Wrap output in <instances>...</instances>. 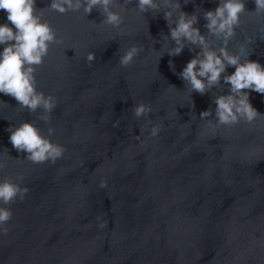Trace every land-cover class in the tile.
<instances>
[{
	"label": "water",
	"instance_id": "1",
	"mask_svg": "<svg viewBox=\"0 0 264 264\" xmlns=\"http://www.w3.org/2000/svg\"><path fill=\"white\" fill-rule=\"evenodd\" d=\"M49 2L38 0V7ZM218 2L181 0L185 11L199 13L204 32L203 11ZM255 7L247 0L248 10ZM45 15L63 37L37 66L38 87L58 98L50 122L39 119L42 109L29 112L0 93V178L23 174L29 187L25 199L8 205L13 217L9 232L0 233V264H264V115L215 128L200 118L224 89L189 93L178 73L196 46L167 53L175 42L163 12L140 13L129 0L120 29L100 24L97 9L45 8ZM245 18L229 46L257 34L249 58L264 63V14ZM133 43L142 51L123 66L119 56ZM88 51L96 53L92 62ZM250 99L264 113V94L253 90ZM141 100L152 104V122L163 123L156 137L148 118L134 114ZM24 119L45 133L54 127L63 157L24 159L6 131ZM100 213L105 228L98 227Z\"/></svg>",
	"mask_w": 264,
	"mask_h": 264
},
{
	"label": "clouds",
	"instance_id": "2",
	"mask_svg": "<svg viewBox=\"0 0 264 264\" xmlns=\"http://www.w3.org/2000/svg\"><path fill=\"white\" fill-rule=\"evenodd\" d=\"M128 2L50 0L45 7H38V0H0V10L6 12V20L0 22V93L11 95L22 109L29 112L35 113L42 109L39 119L50 122L58 98L38 87L37 66L43 64L50 46L62 43L63 37L58 35L56 27L46 18L45 8L60 13L83 10L86 14L97 9L103 16L100 24L120 29ZM183 2L187 3L188 0ZM246 3L247 0H219L215 8H206L203 17L207 32H204L199 26V13L185 11L181 0H136V9L140 13L163 12L170 38L175 42L174 46L167 48V53L176 56L182 53L186 45L196 46L190 49L195 54L178 73L190 86L189 93L197 91L204 94L217 86L224 89L214 97L215 108L210 106L199 114L202 120L214 128L241 122L250 125L264 115L250 99L253 90L264 94V63L249 58V49L256 41L257 34H246L238 45L229 46L237 35V29L246 22V14H264V0H255L254 10H248ZM261 31L264 32V26ZM163 38L167 43L169 34H163ZM260 38L264 39V35H260ZM141 51L142 45L131 44L120 54L119 63L131 65ZM86 58L89 62L94 61L95 51H88ZM169 64L174 67V61L169 60ZM230 67H234V71H229ZM0 102L6 103L2 98ZM132 109L135 116L148 118L150 136L160 134L163 123L152 122L149 114L153 106L150 102L141 100ZM118 125L119 120L113 122L114 127ZM6 131L10 133L8 139L17 152L26 153L23 158L35 163H55L66 151L65 145L52 139L55 133L52 126L45 133L34 120L24 119L19 123H10ZM4 167L5 162L0 160V169ZM23 181V174H17L15 179L9 176L0 178V233L9 232L7 222L13 217V209L8 205L17 198L25 199L29 192V187ZM107 186V178L101 177L100 187ZM104 216L105 213H100L96 217L99 228H105L109 223Z\"/></svg>",
	"mask_w": 264,
	"mask_h": 264
}]
</instances>
